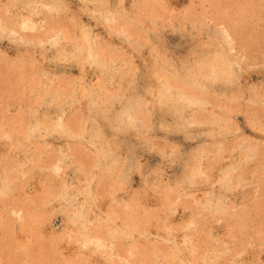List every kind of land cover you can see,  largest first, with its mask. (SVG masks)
<instances>
[{"label": "rangeland", "instance_id": "obj_1", "mask_svg": "<svg viewBox=\"0 0 264 264\" xmlns=\"http://www.w3.org/2000/svg\"><path fill=\"white\" fill-rule=\"evenodd\" d=\"M0 264H264V0H0Z\"/></svg>", "mask_w": 264, "mask_h": 264}]
</instances>
